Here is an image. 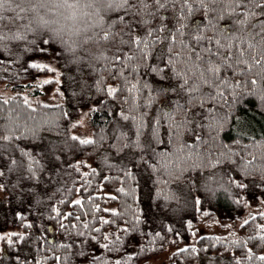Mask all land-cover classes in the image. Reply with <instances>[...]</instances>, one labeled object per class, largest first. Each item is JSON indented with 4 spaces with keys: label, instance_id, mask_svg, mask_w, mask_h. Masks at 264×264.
<instances>
[{
    "label": "trees",
    "instance_id": "trees-1",
    "mask_svg": "<svg viewBox=\"0 0 264 264\" xmlns=\"http://www.w3.org/2000/svg\"><path fill=\"white\" fill-rule=\"evenodd\" d=\"M59 2L35 12L7 2L0 9L20 16L0 28V264H142L170 248L168 264H264L259 66L243 76L223 73L229 83L219 87L169 93L172 101L162 106V78L177 84L175 72L185 68L183 37L174 46L125 45L117 60L116 48L103 41L71 45L64 19L70 10ZM86 2L77 11H99ZM101 15L107 31L126 14L117 6ZM87 19L100 22L94 14ZM133 19L141 17L126 15ZM229 23L213 17L206 35ZM138 32L145 36L142 27ZM48 63L57 80L44 81ZM82 113L93 129L90 144L75 134ZM213 222L235 227L192 242L198 226Z\"/></svg>",
    "mask_w": 264,
    "mask_h": 264
},
{
    "label": "snow or ice",
    "instance_id": "snow-or-ice-1",
    "mask_svg": "<svg viewBox=\"0 0 264 264\" xmlns=\"http://www.w3.org/2000/svg\"><path fill=\"white\" fill-rule=\"evenodd\" d=\"M6 2L14 3L20 12H35L39 7H44L45 3H53L55 0H44L31 8H25L23 5L32 4V0H0V9ZM80 2L81 0H60L57 5L70 10L64 19L69 22L67 33L71 45L84 48L90 43L99 44L103 41L110 47L116 48L115 59L119 60L122 55L121 49L125 45L143 43L144 48H150L160 43L174 46L177 36L183 37L181 47L188 51L184 61L185 68L182 72H175L177 84L171 83L172 78L167 75L162 78L166 81L160 84L158 91L162 106L172 101L169 93H176L179 96L181 90L186 89L189 93L199 91L201 84L219 87L221 84L229 83V80L222 75L229 71L233 76H243L246 70H251V66H259L260 71L256 74L264 73V0H151V2L149 0H87L85 7L99 9L94 13L77 11ZM117 6L133 18L140 15V21L136 22L135 19L129 21L126 20V15H122L119 21L110 20L109 30L104 31V17L101 12L111 11ZM226 8H231L227 15L216 16L218 9L226 11ZM238 8L243 11L238 12ZM170 10L171 16L164 14ZM198 11H203L204 16L200 20H193V15ZM93 14L99 16L100 22L89 24L87 18ZM213 17L219 20L228 19L230 23L223 26L213 25L215 31L212 36H208L206 32L208 25L213 24ZM6 19L14 24L20 16L17 13L16 16L8 18L0 13V28L6 26L3 23ZM154 21L158 23L154 24ZM43 22L47 23V21ZM117 23L123 24L124 28L119 32L112 31ZM81 24L86 26L82 28ZM138 26L144 29V37L139 36ZM94 28H100L103 35L93 32ZM133 32L137 34L133 36ZM154 35H158L157 40L147 39ZM125 36H128L127 40L124 39ZM184 40H187V43H184ZM62 42L69 44V41L62 40ZM43 43L48 44L49 41L45 40ZM172 50L173 47L170 46L169 62L174 60L170 55ZM139 51L142 58H147L144 49ZM160 51L163 53L164 49L161 48ZM127 58L132 59L131 56ZM181 79L182 83L179 82ZM251 83L255 85L257 81L253 79ZM177 106H179L178 101ZM81 143L90 144L92 141L83 140ZM259 259L264 260V256Z\"/></svg>",
    "mask_w": 264,
    "mask_h": 264
},
{
    "label": "rangeland",
    "instance_id": "rangeland-1",
    "mask_svg": "<svg viewBox=\"0 0 264 264\" xmlns=\"http://www.w3.org/2000/svg\"><path fill=\"white\" fill-rule=\"evenodd\" d=\"M48 66H49L48 68L51 70V74L48 77L44 78V81L48 82L50 80H57L59 75L57 69L55 68V66H53V64L48 63ZM85 115H86L85 113H82L79 120L77 121L79 125L77 130L75 131V134L81 137L82 139L89 140L93 136V129L88 124ZM233 227L235 226L231 225L229 227H225L218 222H213L209 225H200L198 226L197 231L194 234L192 242L195 241L197 237L204 235L224 236L228 234V232ZM172 252L173 249L170 248L166 250L164 253L160 254L159 256L151 258L142 264H168ZM262 255H264V251L262 252Z\"/></svg>",
    "mask_w": 264,
    "mask_h": 264
}]
</instances>
